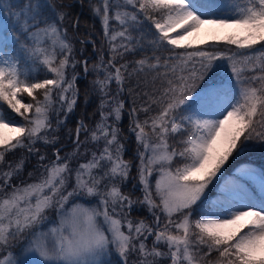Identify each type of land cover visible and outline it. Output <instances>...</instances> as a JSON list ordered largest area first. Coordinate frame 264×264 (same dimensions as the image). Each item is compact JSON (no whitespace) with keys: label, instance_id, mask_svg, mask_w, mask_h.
I'll return each instance as SVG.
<instances>
[{"label":"snow or ice","instance_id":"1","mask_svg":"<svg viewBox=\"0 0 264 264\" xmlns=\"http://www.w3.org/2000/svg\"><path fill=\"white\" fill-rule=\"evenodd\" d=\"M70 7L0 0V264H264V171L241 168L206 195L246 141H264V0H97L109 58L97 52L91 69L69 37L80 24ZM145 29L151 55L117 66ZM90 71L100 118L80 119L65 152L57 133ZM137 206L151 222L133 217Z\"/></svg>","mask_w":264,"mask_h":264},{"label":"trees","instance_id":"2","mask_svg":"<svg viewBox=\"0 0 264 264\" xmlns=\"http://www.w3.org/2000/svg\"><path fill=\"white\" fill-rule=\"evenodd\" d=\"M65 3L70 4L71 7L66 9L75 19L76 17H79V29L78 31L72 28H69L68 33L69 37L73 38V34H75V37L73 39V43L75 45V48L78 51L77 58H87L88 67L89 69L92 68L94 64L100 63V56L97 54V52L102 50V54L104 55V60L106 61L108 56V43L106 38L103 35L102 26L100 24L99 18L95 17L93 15V9L92 5L97 3V0H64ZM118 28V27H117ZM90 34V35H88ZM134 35L144 36L143 40V47L141 48L140 45H137V50L133 53H126L123 60H118L117 66H119V63H123L126 61H135L140 58H142L145 55H151V47L149 45V39L150 36L147 34V30L145 29L144 33H134ZM87 40L88 43H85L81 45L78 43L79 40ZM95 41L96 48L94 49L92 46V42ZM226 67V65H225ZM78 70L82 73V66H78ZM43 75V73H41ZM210 75L215 79V77L218 75L217 73H210ZM96 72L90 71L86 76L81 74V77L77 81V87L80 90L79 99L77 101V105L75 107V110L73 113L69 114L65 124L66 126L61 128L57 135L60 137V141L58 142L59 147H63V151L65 152H71L73 148L72 139L69 136V131L72 130L74 132V129L77 125V122L80 119H84L85 123L89 124L90 126H94L95 122L99 120V113L97 112V108L100 103V96L99 93L94 92L91 90L92 84L91 82L95 80ZM102 78V77H101ZM135 77L132 78L129 83L135 82ZM127 87V84H126ZM110 88L114 92L116 89V85L113 82L110 85ZM88 90L87 93V102L85 97V91ZM123 96L127 97L125 101V112L122 118V121L120 123V127L122 129L121 137L122 142L126 145V151H125V159H132V157L135 154L136 151V142L134 136L129 134V117L127 115L128 109L131 107L133 102V97L128 94L127 91H125ZM26 100H29L30 98L25 97ZM6 108V105L4 106ZM10 111V110H9ZM15 115V114H13ZM18 120L22 119L20 117H16ZM141 119H143V115H141ZM55 120V116H53V121ZM124 137H128L127 139H124ZM81 139H84L83 134L81 135ZM246 147L239 152V154L234 153L232 157L229 158V160L226 162L223 168V176L224 178L227 176H230L233 174L234 170L239 167L242 163H254L259 168H261L262 171H264V141H261L259 139H253L251 141H246ZM39 147V145H38ZM41 151H47L49 154H51L52 149H45L41 147ZM25 154L26 150L20 149L17 150L14 154H9L7 156V160L9 161H15L16 157ZM138 163V161H134V164ZM37 166V159L35 156H32L30 158H26V166L24 168V171L22 175L27 178L28 172L34 171V169ZM131 176H136V168L133 167ZM15 182V181H13ZM133 183H135L134 180L129 179L127 186L125 187V191H127L129 188L132 187ZM136 196H139V194H135ZM212 196V194H211ZM208 200L210 201V198L208 197ZM133 217H142L147 219L149 222H151L152 218H148V215L146 212L141 209V212H133ZM151 240V239H150ZM149 245L151 244V241H148Z\"/></svg>","mask_w":264,"mask_h":264},{"label":"rangeland","instance_id":"3","mask_svg":"<svg viewBox=\"0 0 264 264\" xmlns=\"http://www.w3.org/2000/svg\"><path fill=\"white\" fill-rule=\"evenodd\" d=\"M111 23H112V25L118 27L117 22H115V21H111ZM206 32H207V29L202 30L201 33H199V34H194L193 37H189L188 40L191 41V42H193V43H197V42H198V39L201 38V37H203V36L206 34ZM221 74H223V73H219L218 75H221ZM218 75L215 77V79L218 78ZM244 167H251V168H255V169H257L258 171H261L260 168H258L257 166H255V165L252 164V163H245V164H242L241 166H239V167L235 170V172L232 174V176H227V177H225V178H224V176H223L222 178H220V179L218 180V182H214V183H215V187H213L212 185H209V189H210L211 191L209 192L208 190H206V195L210 198V201L216 199L217 195L219 194L220 187L224 184V182H225L226 180L235 179V178L238 176V174H239V170H240L241 168H244ZM222 172H223V169H222ZM152 182H153V187H154V184H155V179H154V178H153V181H152ZM248 183L251 184L252 182L249 181ZM126 186H127V185H126ZM126 186H125V187H126ZM135 194H139V196H141V193H140L139 191H136ZM211 194H212V196H211ZM89 199H91V198L81 199L79 202H80V203H88ZM69 206H71V205H69ZM137 209H139V210H134V211H136V212H141V209H140L139 206H137ZM143 210H144V211L146 212V214L148 215V218H152L151 215L147 212V209H146V208H143ZM134 217H136V216H134ZM139 217H140V216H139ZM149 241H151V240H149Z\"/></svg>","mask_w":264,"mask_h":264}]
</instances>
